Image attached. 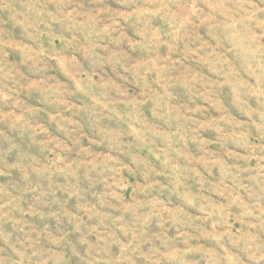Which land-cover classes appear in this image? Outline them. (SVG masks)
Wrapping results in <instances>:
<instances>
[{"label":"clouds","instance_id":"1","mask_svg":"<svg viewBox=\"0 0 264 264\" xmlns=\"http://www.w3.org/2000/svg\"><path fill=\"white\" fill-rule=\"evenodd\" d=\"M0 264H264V0H0Z\"/></svg>","mask_w":264,"mask_h":264}]
</instances>
